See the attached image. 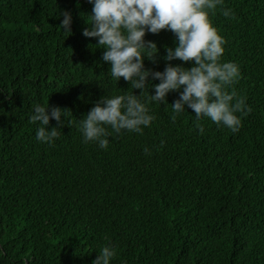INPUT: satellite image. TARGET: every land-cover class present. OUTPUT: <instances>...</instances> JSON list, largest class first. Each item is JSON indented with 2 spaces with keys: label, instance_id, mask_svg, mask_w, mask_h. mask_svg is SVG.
Masks as SVG:
<instances>
[{
  "label": "trees",
  "instance_id": "obj_1",
  "mask_svg": "<svg viewBox=\"0 0 264 264\" xmlns=\"http://www.w3.org/2000/svg\"><path fill=\"white\" fill-rule=\"evenodd\" d=\"M223 6L235 15L218 7L210 19L227 41L222 60L241 69L228 90L252 107L239 131L209 117L201 131L187 106L173 120L170 91L168 105L149 103L156 119L143 133L106 126L103 149L84 142L78 120L102 96L141 90L111 78L105 48L84 35L90 0H0V264H93L107 244L111 264H264V0ZM145 39L159 49L145 68L192 66L164 59L173 31ZM37 103L68 110L47 126L59 128L54 143L36 138Z\"/></svg>",
  "mask_w": 264,
  "mask_h": 264
},
{
  "label": "clouds",
  "instance_id": "obj_2",
  "mask_svg": "<svg viewBox=\"0 0 264 264\" xmlns=\"http://www.w3.org/2000/svg\"><path fill=\"white\" fill-rule=\"evenodd\" d=\"M90 3L93 5L89 16L91 27L84 29V35L98 38L97 46L105 48L103 60L110 63V77L116 82L123 77L130 81L132 89L141 92L139 95L131 91L102 96L78 120L85 143L93 141L107 149L112 132L143 133L156 119L149 103L157 101L168 105L170 91H179V98L170 104L173 120L185 112L187 106L195 111L201 131V117H209L218 126H226L233 132L239 131L242 115L250 113L252 107L234 88L228 90L240 79L241 69L235 61L222 60L227 41L210 19V12L218 7L225 17L235 15L230 7L223 6V0H90ZM60 16L63 32L71 34L72 13L63 10ZM162 29H169L176 36V46H166L164 59L193 61L191 67L168 63L163 71L145 68V56L155 62L159 51L157 43L146 40L145 35ZM150 76L160 82L150 83ZM149 87L155 89L154 94L149 93ZM62 116L68 118L67 109L50 107L49 103L34 104L29 119L39 122L36 138L54 143L60 135L59 128L54 126L49 130L47 126L51 118L63 124ZM106 126H110L112 132ZM116 254L114 246L104 245L93 264H111Z\"/></svg>",
  "mask_w": 264,
  "mask_h": 264
}]
</instances>
